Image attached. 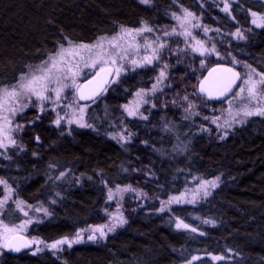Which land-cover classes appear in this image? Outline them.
I'll return each instance as SVG.
<instances>
[{"label": "trees", "instance_id": "obj_1", "mask_svg": "<svg viewBox=\"0 0 264 264\" xmlns=\"http://www.w3.org/2000/svg\"><path fill=\"white\" fill-rule=\"evenodd\" d=\"M225 1L0 0V87L14 84L59 44L66 46L65 37L91 44L116 34L121 25L135 29L146 22L165 28L173 13L184 9L220 35L212 41L222 62L238 70L247 63L264 72V27L254 28L251 17L252 12L264 14V1L232 0L224 12ZM237 29L243 39L233 35ZM232 57L241 63L233 64ZM168 62L166 56L161 64L111 84L90 103L92 128L58 127L52 115L26 110L18 118L24 127L20 145L0 150V179L14 190L15 200L47 206L51 215L29 229L30 235L47 242L104 223L112 207L108 188L136 186L164 200L182 193L193 179L219 177L212 196L170 212L149 203L129 211L127 223L106 241L65 247L57 256L5 249L0 264H187L193 256H203L193 264H264V117L249 119L223 139L212 126L203 131L207 121L183 116L174 101L201 98L213 108L221 102L200 93L206 70L176 58L169 63L171 92L164 101L158 99L154 108L144 111L147 119L127 116L124 105L137 91L150 89ZM122 131L132 134L131 141L112 137ZM60 172L66 173L62 180L50 179ZM5 195L6 187L0 185V199ZM15 202L4 211L11 224L22 219ZM177 217L197 232L177 229ZM211 256L227 258L215 262Z\"/></svg>", "mask_w": 264, "mask_h": 264}, {"label": "snow or ice", "instance_id": "obj_2", "mask_svg": "<svg viewBox=\"0 0 264 264\" xmlns=\"http://www.w3.org/2000/svg\"><path fill=\"white\" fill-rule=\"evenodd\" d=\"M150 0H141V3L148 4ZM224 12H229V5L225 2L224 7L222 9ZM184 16L181 18L173 13V17L180 21L181 27H183L184 23L189 20V18H193L194 14L189 12L187 9L183 10ZM251 15L253 17L257 16V13L252 12ZM261 20H264V16L261 17ZM254 25L257 27H264V23L257 24L255 19L252 20ZM194 27H201V25L197 24ZM154 31L153 28L147 26L146 22H142V27L130 29L126 28L125 26L121 25L119 28V32L111 37L102 36L97 39L95 43L87 44V43H75L69 40L67 37L64 38L65 43L59 44L57 49L51 53L47 54L46 58L42 60L38 65L35 67L29 66L26 71L21 73L14 84L11 87L2 86L0 87V148H6L7 145L4 143L3 138L7 137L8 144L15 145L16 141L11 138L9 135L11 128L9 127L12 123L9 116H15L17 112H22L25 108L29 107V103H19L21 101H32V98L35 97L36 101L41 102L40 111L43 112L45 109L43 107L44 101H52L53 96L55 100L53 101L58 102L61 99V94L65 90V88L70 86H75L76 90L79 92V96L81 100H89L93 99V96L85 95L83 85H76V77L81 74L82 69L80 68V64L83 63L84 68H95L98 63H108L111 65H116L118 60H124L125 57L128 55L129 50L136 49L139 50L140 45L135 42L136 37H141L145 32L152 33ZM204 31L207 32L209 29L207 27L204 28ZM217 31H219L217 29ZM164 36H170L177 34L175 29L173 32L165 31ZM180 35H190L187 32H181ZM238 38L243 39V33H241L240 29H237L236 32L233 34ZM123 42V43H122ZM197 43L200 44V48L194 49L195 51H199L201 55L212 54L215 53L217 56L220 55L219 52L216 51L215 46L212 48H205L203 46L202 41H198ZM126 44V46H124ZM151 45L147 42L144 45L145 50ZM165 47V44H159L158 48L162 49ZM153 55L152 56H144L143 61H137L135 59L131 60L132 65H139L144 66V64H152L153 60H159L160 57L157 54V48L152 49ZM87 53L88 56L85 58L83 55ZM115 55L116 58H113ZM230 55V54H229ZM95 57V58H93ZM89 60L91 63H89ZM233 64H239L241 62L237 61L235 57H232ZM204 61H201V65L203 66ZM244 68L247 69L243 73L235 71L233 68L230 67H223L219 66V68L212 69L210 76L213 73H216L218 70L222 72V78L220 81V85L217 87L215 91V96L217 98L224 97L227 99L228 95L231 94V100L229 101V107L226 110L229 115H232L233 112V105H235V116H233V121L238 124H243L246 122L245 118L252 117V116H260L264 117V72H257L255 68L251 65L244 63ZM165 67H167L165 65ZM109 72L110 74L114 75L116 79L110 82H116L120 77L123 68L122 67H114V68H102L101 72ZM100 73H97L99 76ZM165 72L161 71L159 74V78L157 79V83L153 85L151 89L152 92L156 91L157 84L164 78ZM72 81V85L66 83L68 80ZM207 80V78H206ZM240 82L239 84L237 82ZM89 84L92 81H88ZM205 82H201L200 92H207L208 95L211 97L213 96V92L206 88ZM234 87L235 90L234 91ZM144 94V90H140L137 93V96L142 97ZM185 100L188 97H184ZM146 102V101H145ZM19 103V107L15 106ZM71 107V106H69ZM127 110L129 116H135L138 114L139 103H137L135 108H128L127 105L124 106ZM155 107V105H153ZM191 108V105H189ZM85 109L83 107L79 108V112L81 115L77 117L75 120L67 119L68 124L76 123L79 127L83 128H92V124H88L83 120V113ZM187 111V109H186ZM239 117V119H237ZM143 119H147V117H142ZM66 119V117L57 116V119L54 123L59 126L61 121ZM205 119H208L207 117ZM216 121L213 120V123ZM228 127H231L232 124L229 121H225ZM23 125H17L16 130H20ZM204 130V129H202ZM227 133H225L226 135ZM131 133L127 136L120 134L119 139L121 141H127L131 139ZM116 139V136H113ZM224 136H221L223 139ZM36 140L39 141V137H36ZM2 154V153H0ZM54 167V166H51ZM66 176L65 172H60L58 176L51 177L50 179L54 181L62 180ZM219 177H216L213 180H203L199 182V186L197 189L193 191V198L187 201L186 203L194 204L196 203V196L199 195L201 192L203 193L204 197L210 195L207 191L208 186L215 188L218 186ZM106 183V182H105ZM0 185H5L7 191L9 193L13 192L14 190L7 185V182L3 179H0ZM124 191H135L131 188V186H125L124 188H120L117 186L115 192H124ZM59 196V193H56ZM184 193H181L180 196H173L169 197L167 202H162V206L158 211L163 212L165 208L172 204H180L183 201ZM10 196L5 195L3 199H0V210L4 208L7 201L9 200ZM115 199L113 189L108 190V200L112 201ZM56 201L53 200L52 203ZM16 208L24 212L25 216H28V213L24 211V207L31 208V205H26L24 201H16ZM36 211H43L45 215H51L48 212V209L44 208H37ZM112 224L108 225H97V226H90L86 229H80L76 232L73 238H69L67 236L58 239L50 244H46L45 247L51 250H62V246L67 245V247L71 248L73 244H78L83 242V233L84 232H91V235H88L87 239L89 241H95L97 239V234L100 238H105L108 233L114 232L116 227L122 226L123 224L127 223V221L123 218L122 213L112 217ZM206 224H214V221L205 220L203 221ZM31 219H26L22 221L19 225H15L13 227H9L8 225L4 224L0 221V248H7L9 250L19 252L21 248H27L31 244L40 243L39 241L33 240H25L23 237L19 236L18 233L25 230L28 224H31ZM176 228L177 229H188L191 232H197L196 228H192L190 225L184 223L179 217L176 218ZM106 229V230H105ZM203 235V233H201ZM14 241H21V243L16 244ZM43 248H37L36 251H43ZM231 251V249H229ZM35 254V253H34ZM55 254V252H54ZM212 260L219 261L225 259L224 256H212ZM201 259L199 256H193L191 260L187 261V264H193V261Z\"/></svg>", "mask_w": 264, "mask_h": 264}, {"label": "rangeland", "instance_id": "obj_3", "mask_svg": "<svg viewBox=\"0 0 264 264\" xmlns=\"http://www.w3.org/2000/svg\"><path fill=\"white\" fill-rule=\"evenodd\" d=\"M231 1L232 0H226L225 1L229 5V10L231 7ZM262 1H264V0H262ZM225 2L223 3V7H224ZM176 15L183 18L184 12L182 11L181 13L176 14ZM262 16H264V14H261V13H257L256 17H253L251 15L252 20L255 19L257 21V24L264 23V20H261ZM197 24L201 25V27H194V25H197ZM252 25L254 28H261V27H257V25H254L253 23H252ZM205 27H207L209 29V31L205 32L204 31ZM153 29H154V31L152 33L145 32L143 34V36L136 37L135 42L140 45L139 50H136V49L129 50V53L125 57V59L124 60H118V63L116 65H111L108 63H98L95 68H84L83 63H81L80 68L82 69V71H81V74L76 77V85H82L85 81H87L89 78L94 76L99 70H101L104 67H107V66H111L113 68L114 67H122L123 71H122L120 77L118 78V80H116V82H112V84H115V83H118L121 79H123L127 75L134 73L138 69H141L143 67H148V66H157V64H161L162 59L167 56V59L169 62L163 63V65L164 66L166 65L167 67H165L162 70L160 67V72L164 71L165 76L160 81V83L157 84L156 91L155 92L151 91L153 86L150 89H142V90H144V94H142V97H140V96H137V93L140 92V90H139L135 93L134 97L127 104H125L128 106V108H135L137 103H139L138 114L135 116H129L127 113V110L125 109V107H123V110L127 116H129L131 118H142V117H144V111L146 109L154 108L153 105H155V102L158 99H161L162 101H164L165 97H167L166 96L167 93L169 91L171 92L170 85H169L170 84L169 83V77H170L169 63L173 61V58L181 59L183 61L192 63L194 66H197L202 70H206V72L213 67L212 66L209 68L210 65L216 66L219 64H225L224 62L221 61L222 56H221L219 48L216 44V41H214V42L212 41V40H214L215 37H219L220 35L216 32L215 29L206 26L203 22V19L198 15L194 14V17L189 18V20L184 23L183 27H181L180 21L176 20L173 17L172 23L169 27L153 28ZM174 29H175V32L177 34L170 35V36H164L163 33L165 31L171 33V32H173ZM181 32H187L190 35H180L179 33H181ZM111 36H113V35H111ZM111 36H107V37H111ZM198 41H202L203 46L205 48H212L213 46H215L216 51L219 52L220 55L217 56L215 53H212L210 55L205 53L204 55H201V53L199 51L194 50V49L200 48V44L197 43ZM146 42L151 45L150 47L147 48V50H145V48H144V45ZM75 43L79 44L78 42H75ZM159 44H165V47L162 49H159L158 48ZM124 46H126V44ZM66 47H67V45H66ZM153 48H157V54L160 57L159 60H153L152 64H144V66L132 65L131 60H133V59H135L137 61H143L144 56H146V55L152 56L153 55V52H152ZM168 54H172V55H168ZM83 55L85 56V58H87V56H88L87 53H84ZM93 58H95V57H93ZM113 58H116L115 55H113ZM194 58H197L199 60V62L196 63ZM202 60L204 61L203 66L201 65ZM89 63H91L90 60H89ZM31 67H35V66H31ZM245 71H247V69H245L244 66H241L240 72L242 73V75ZM160 72H159V74H160ZM159 74L157 76V79L159 78ZM114 79H116V78L114 77ZM157 79H156L154 84L157 83ZM66 83H68L69 85H72V81L70 79L68 81H66ZM7 87H11V86H7ZM54 100H55V97L53 96L52 101H44L43 102V107L45 109L43 112L40 111L41 102L36 101L35 97L32 98L31 102H29V101L19 102V103H25V102L29 103V107L25 108L22 112H17L14 117L11 115L9 116V118L12 121L11 125L9 126L11 128L9 135L11 136L12 139H14L16 141V144L14 146L8 144L7 137H4L3 140H4V143L7 145V147L6 148H0V150L6 151L9 148L20 145V138H21L22 132L24 130V127H22L20 130H16V126L21 125L18 121V118L22 115V113H24L26 110H29V109L34 108L38 112H40L41 115H43V114L52 115L54 117L53 121H55L57 119L58 115L61 117H66V119L61 121V124L58 127L66 126L68 129H70L73 126H75V127H79V126L76 123L68 124L67 119L75 120L77 117H79L81 115V113L79 112V108L83 107L85 109V111L83 113V120H84V122L91 124L89 121L88 114H89V109L92 107V104L90 105L87 103H83L80 100L79 95H78V91L76 90L75 86H70V87L65 88V90L61 94V99L55 103L53 102ZM230 100H231V98H229L228 100H226L224 102H221V104L218 107L213 108V107L209 106V104H207L204 99L198 98V99L194 100V99H191L188 97L187 100L184 99V103L179 102V101H174V105L178 109L181 110L183 116H185V117H188L191 119L198 118L199 120H203V122L207 121V124L203 125V127H201V129H204L203 131L207 130L208 127L212 126V127L216 128L218 133L221 136H224V138H225L228 136V134L231 131H233L237 127L244 125L249 119L256 117V116H252V117L245 118L246 122L243 124L235 123L233 121V116H235V105H233L232 115H229L228 112L226 111L229 107V101ZM19 103H17L15 106L19 107ZM189 105H191V108H189ZM69 106H71V107H69ZM186 109H187V111H186ZM204 109L206 111H204ZM203 111H204V113L205 112H208V113L202 114ZM206 117L208 119H205ZM237 119H239V117H237ZM213 120H215L216 122L213 123ZM226 120L232 124L231 127L227 126V124L225 123ZM54 125H56V124L54 123ZM81 128H83V127H81ZM225 133H227V134L225 135ZM120 134L127 136L129 133L127 131H122V132H118V133L112 135V137L116 136L117 137L116 140H118L120 142H124V143L131 141V139L127 140V141H121L119 139ZM213 179H215V178L205 179L203 177H198L195 180L193 179L192 184L182 192L185 194L183 197V201L180 204L172 203V204L168 205L165 208V211H163V212H170L172 210V208L175 206H185V205L194 206L200 202L206 201L208 198H210L212 196V194L215 192V190L219 187L221 179H219L217 187L212 188L211 186H208L207 191L210 193V195H208L207 197H204L203 193L201 192L199 195L196 196V203L190 204V203L184 202V201H187V200H190L193 198V191L198 188L200 181L213 180ZM119 187L124 188L125 186H119ZM116 188L117 187L108 188V190L113 189L115 199L112 201H109L112 203V207H110L107 211L106 221L104 223H101L98 225L110 226L113 222L112 217L119 215L121 213L123 215V218L127 221L129 211L137 210V209H139V208H141V207H143L149 203L157 202L159 204V209H160L162 206V202H167L169 199V198H167V199L161 200V199H158L156 197L150 196L147 192H145L144 190H142L136 186H131V188L134 189L135 191L115 192ZM108 190H107V192H108ZM6 195H9L10 198L7 201L4 208L2 210H0V221H2L4 224L8 225L9 227H13L15 225H19L22 221H24L26 219H31L32 223L28 224L26 229L19 232L18 234L28 235L32 240L35 239V240L40 242V243L35 244V246L32 250L33 253L38 254V253L48 252V253H51V254L57 256L64 250L65 247H67V245H64V246H62V250H58V251L48 249L45 247V245L50 244L54 241L47 242V241H44L38 237H35V236H32L29 234V229H30L32 224L41 222L49 216V215H45L43 211H36L37 208L48 209L47 206H45V205H37V206L35 205V206H32L31 208L24 207V211L28 213V216H25L24 212L20 211L22 214L21 221L18 223H13V224L8 223L4 219V215H5L4 211L6 209V206L10 201H18V200H15L14 199V193L13 192L9 193L7 191V189H6ZM180 195H181V193L177 194V195H173V196H180ZM173 196H171V197H173ZM184 223H186V222L184 221ZM186 224H188V223H186ZM188 225H190V224H188ZM94 226H97V225H94ZM120 227L121 226L116 227L115 231L117 229H119ZM191 227L194 228L193 226H191ZM184 230H188V229H184ZM114 232L108 233L105 238H100L99 235L97 234V239L95 241H89L87 239L88 235L92 234L91 232H84L83 233V242L78 243V244H73L72 247L75 245L85 244V243H95V242H97V243L101 242L102 243V242L106 241L107 238L110 235H112ZM74 236L69 237V238H73ZM37 248H43L44 250L37 252L36 251ZM4 250H5V248H0V257L2 255V253L4 252ZM54 252H55V254H54ZM228 256L231 258L232 253L228 254ZM199 257L201 258L203 256H199ZM224 257H225V259L227 258L226 256H224ZM220 261H222V260L215 261V262H220Z\"/></svg>", "mask_w": 264, "mask_h": 264}, {"label": "water", "instance_id": "obj_4", "mask_svg": "<svg viewBox=\"0 0 264 264\" xmlns=\"http://www.w3.org/2000/svg\"><path fill=\"white\" fill-rule=\"evenodd\" d=\"M219 66L230 67V68H233L235 71L240 72V70H238L236 67L231 66V65H227V64H219V65L213 66L211 69H209L206 72L205 76L201 80V82L202 81L205 82L204 86L213 92V96L210 97L207 92H203V93L200 92V93L202 95L206 96L207 98H209L210 100L224 102V101L228 100L229 98H231V94L228 95L227 99L224 97L217 98L215 96V91H216L217 87L220 85V81H221V78L223 75L222 72L218 70L216 73H213L210 76L212 69L219 68ZM104 68L108 69V68H113V67L107 66ZM97 73H100V75L97 76ZM97 73L82 84L84 86L83 91H84L85 95L93 96V94L95 93V95L93 96V99H89V100H81L80 99L83 103L90 104V103L96 101L98 98H100L105 93V91L108 89V87L112 84V82H110V81H113L114 75L110 74L107 71L101 72V70H99ZM206 78H207V80H206ZM88 81H92V83L89 84ZM201 82H200V86H201ZM237 83L239 84L240 82L238 81ZM200 86H199V90H200ZM235 90H237V89H235V87H234V91ZM78 95H79V92H78ZM79 98H80V96H79ZM18 235L23 237L25 240H32L28 235H25V234H18ZM14 243L19 244V243H21V241H14ZM34 246H35V244H31L27 248H21V250L19 252H15V251L9 250L7 248H5V249L10 253L20 254V253H23L26 251L33 250Z\"/></svg>", "mask_w": 264, "mask_h": 264}]
</instances>
